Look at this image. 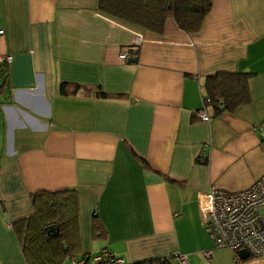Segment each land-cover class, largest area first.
Returning a JSON list of instances; mask_svg holds the SVG:
<instances>
[{
	"label": "crops",
	"instance_id": "crops-1",
	"mask_svg": "<svg viewBox=\"0 0 264 264\" xmlns=\"http://www.w3.org/2000/svg\"><path fill=\"white\" fill-rule=\"evenodd\" d=\"M211 2L198 30L168 18L158 34L100 12L98 0H0V56H11L0 92V264H28L15 222L32 215L31 195L65 189L78 218L61 264L105 247L133 264H180L175 252L211 264L200 194L264 175V0ZM124 48L136 61L119 58ZM218 71L252 72L250 99L217 115L206 106L202 120L204 80Z\"/></svg>",
	"mask_w": 264,
	"mask_h": 264
},
{
	"label": "trees",
	"instance_id": "trees-1",
	"mask_svg": "<svg viewBox=\"0 0 264 264\" xmlns=\"http://www.w3.org/2000/svg\"><path fill=\"white\" fill-rule=\"evenodd\" d=\"M211 0H98V10L117 20L133 24L155 33H162L168 18L180 29L198 30L211 8ZM6 62H0V92L7 86ZM248 71H218L204 80V106L213 115L232 111L250 99ZM69 84L62 83L60 91L66 93ZM73 92L88 87L72 85ZM104 95V92L98 91ZM33 213L15 222L20 229L21 247L28 264H61L70 255L68 244L77 229L78 206L73 189L37 191L31 195ZM58 227V232L50 226ZM93 234L102 235L97 216L93 217ZM54 233V234H53ZM66 242V243H65ZM65 243V244H64ZM167 260L147 261L137 264H165Z\"/></svg>",
	"mask_w": 264,
	"mask_h": 264
},
{
	"label": "built area",
	"instance_id": "built-area-1",
	"mask_svg": "<svg viewBox=\"0 0 264 264\" xmlns=\"http://www.w3.org/2000/svg\"><path fill=\"white\" fill-rule=\"evenodd\" d=\"M131 53V48H124L119 58L125 61ZM10 60V55L0 56V62ZM195 114L202 120L212 117L204 105ZM198 201L202 223L216 248L232 250L235 264H264V175L238 191L212 188L201 193ZM242 251L249 253L246 259L241 256ZM172 255L180 264H187L185 254L175 252ZM70 264L133 263L105 247L95 254L73 257Z\"/></svg>",
	"mask_w": 264,
	"mask_h": 264
},
{
	"label": "rangeland",
	"instance_id": "rangeland-1",
	"mask_svg": "<svg viewBox=\"0 0 264 264\" xmlns=\"http://www.w3.org/2000/svg\"><path fill=\"white\" fill-rule=\"evenodd\" d=\"M233 252L226 248H217L214 252V260L211 262V264H232L230 261L229 254H231V258L233 259ZM233 259V264L234 263ZM63 264H69V260L66 259Z\"/></svg>",
	"mask_w": 264,
	"mask_h": 264
},
{
	"label": "water",
	"instance_id": "water-1",
	"mask_svg": "<svg viewBox=\"0 0 264 264\" xmlns=\"http://www.w3.org/2000/svg\"><path fill=\"white\" fill-rule=\"evenodd\" d=\"M128 61H136V57L130 56L128 58ZM54 229H55V233L58 232V230H59L58 227H54L53 225L50 226V230L52 232H53ZM240 254H241L242 258H245V259L249 256V253L247 251H242Z\"/></svg>",
	"mask_w": 264,
	"mask_h": 264
}]
</instances>
